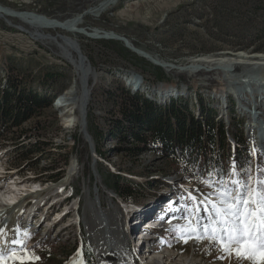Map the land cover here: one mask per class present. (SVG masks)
Returning a JSON list of instances; mask_svg holds the SVG:
<instances>
[{
    "label": "rangeland",
    "instance_id": "1",
    "mask_svg": "<svg viewBox=\"0 0 264 264\" xmlns=\"http://www.w3.org/2000/svg\"><path fill=\"white\" fill-rule=\"evenodd\" d=\"M57 1L59 4L50 6V13H38L28 8L17 9V7L33 6L36 0H0V5L16 11L33 12L49 19L65 22L71 17L90 12L91 8L100 0ZM121 6L122 8H120ZM7 21V19L0 17V24L3 25L0 26V77L5 76L2 67L4 57L11 56L12 65L21 66L35 75L47 69L45 66L51 71L59 72L62 78L55 89H61L63 95L76 83V93L80 95V78L76 73L75 66L64 57L58 43L32 39L24 32L32 29V27L18 20ZM84 27L88 31L90 29H100L115 32L129 39L138 48L166 62L181 63L198 56H236L239 52L264 54V0H117L116 4L103 14L87 18ZM12 28L19 32L12 33L9 31ZM32 30L34 31V29ZM42 32L54 37L70 36L60 30H42ZM78 41L82 53L87 57L88 63L95 72V76L91 78L89 83L88 132L95 144V150L98 144L89 130H92L93 125L97 124L102 127L104 133H108L101 141L106 150V157L97 155V162L94 163L89 148L91 160L89 163L90 171H87L84 162L82 163L83 160L80 158L81 151L79 148L77 150L76 147L62 150L53 149L55 155L50 157L51 161L42 162L38 167L39 169L47 164L52 165L51 162L58 165L65 158V155L68 154L69 156L70 153L69 166L66 168L63 177L54 183L47 179L51 174L50 172L32 173L28 171L21 174L20 172L16 173L18 168L12 166V163L16 162L14 161L16 154L9 145L6 146V149H0V178L5 177L3 180L8 181L13 176H18L19 182L28 185L40 183L43 189H49L45 195H41L40 200L57 201V204L47 208L48 211L43 208L45 205L42 206L41 211L37 213V220L26 223L27 221L23 219L18 225L12 227L10 232L6 231L7 226L3 227L0 224V232L3 233L0 236V243L3 245L4 242H9L11 248H17L18 255L23 258H9L6 264H37L28 260L27 256L32 253L29 250L30 247L39 240L48 242L52 253L56 254L61 262L65 259L64 256H61L64 253L68 259L73 258L68 264H83L82 255H79V253H82V247L83 252L91 253L94 263L98 264L96 251L87 234L84 218L82 217L87 208V200H90V198L95 199L98 191L102 195L104 210H121V228L124 229L125 237H127L131 225H135L133 220L136 217L143 218L138 223L141 225L148 219L149 212L143 209L147 203L165 199L170 189L176 190L175 194L181 193L179 197L188 195L187 192L190 188L196 189L191 184L181 183L176 176H166L164 171L167 170V161L160 159L157 154L145 153L137 160H133L131 157L118 156L112 150L117 140H113L109 135L110 125L107 121L114 119L116 115L117 88L125 87V83L127 86L130 79L139 80L140 83L136 85L131 82V86L136 89H131L134 90V93L143 91L146 96L151 97L162 106L166 103L169 104L173 98L174 100H179L181 97L190 99L187 102L188 110L204 123L206 122V116L198 108L199 99L197 95H201L204 107L212 109L211 113L213 114L209 118L214 119L216 125L222 122L226 130L229 126H232V132L235 134L241 131L245 140L249 136L246 126L248 123L254 125L247 122L248 112H253L255 109V112L259 113L255 104L258 101L262 104L261 100H264V90H262L263 92L256 91L257 85L260 87L261 84V86L264 84V71L262 70H252L251 73L250 71L245 73L250 74L253 78L256 77L255 81L257 83H253V85L252 79L250 81L251 87L248 89L250 91L242 92L246 82L240 80V77L243 76L237 75V78H234L227 76V73L216 70L194 74L174 70L168 72L162 68L163 74H160L157 69L159 67L138 57L126 49L121 42L89 39L84 36L78 37ZM134 55L140 58L141 61L136 60ZM159 75H164L165 78L162 80ZM178 76L186 77L187 82L181 81L183 78L181 77V79ZM108 91H110V95L106 94ZM231 91L236 94L235 98L228 94ZM221 98L224 99L222 102H220ZM227 102L231 104L230 107H228ZM247 104L249 108H247ZM54 108L57 110L55 111L57 112L56 115L54 111H50L46 115L49 125L47 137L48 139L52 138L58 145H72V137L78 136L79 133L82 134L80 123L75 122L74 124L72 122L73 124H68L69 120L65 121V109ZM245 114V118L240 116H245ZM56 122L60 123L61 130L54 125ZM229 142L235 144L232 139ZM117 176L121 177L120 185L125 188L129 187L136 201L125 202L119 198L114 188ZM211 177H206V181L213 180ZM158 180L165 181L166 184ZM215 187H218V185H215ZM210 191L211 193L209 191H201V193L214 195V188H210ZM197 193L200 192L197 191ZM41 196L39 195V197ZM36 197H28L24 201L33 208ZM11 210L12 208H8L5 213H11ZM200 211L205 215L204 208L200 207ZM46 212L54 213L53 219H56L58 214L62 212L69 215L63 222L58 223V228L55 231L49 233L47 226L51 220H46L47 214L46 217L44 216ZM76 216L79 218L78 224ZM39 218H43V221L41 222ZM7 219L8 217L5 224H8ZM184 220L186 219L181 218L179 224L158 231L157 237L164 235L162 238L168 242L166 248H169L175 254L170 251L168 253L176 257V259L173 258L174 262L172 263V260L164 259L161 252L158 257L162 256L161 259H164L162 260L163 264H169L170 262L175 264L176 260L181 264L187 258L198 264H235L234 257L231 260L219 259L221 253L213 250L207 242L197 244L194 241H189L185 244L181 236L186 237L187 233L182 232L181 229L186 228L188 223L185 224ZM70 224L73 225L72 228L63 232L64 226ZM22 225L25 232L28 233L27 238L22 235L23 233L21 234ZM13 240L30 241V245L27 247L28 252H20L19 246L11 243ZM133 243H136V241ZM150 244L143 245L140 251L136 252L139 264H150L147 260V255L149 256L147 251ZM130 250L132 251L131 248ZM76 251L78 252L77 255H75ZM245 264H254V262L245 261ZM255 264H259V261H256Z\"/></svg>",
    "mask_w": 264,
    "mask_h": 264
},
{
    "label": "trees",
    "instance_id": "2",
    "mask_svg": "<svg viewBox=\"0 0 264 264\" xmlns=\"http://www.w3.org/2000/svg\"><path fill=\"white\" fill-rule=\"evenodd\" d=\"M34 4L17 9L28 8L38 13H50V6H55L59 2L36 0ZM9 31L19 32L13 28ZM135 58L141 61L140 58L136 56ZM12 61L11 56L4 57L2 67L5 76L0 77V149H6L8 145L12 148L11 150L16 154L14 159L16 162L12 163V166L17 167V172L20 174L28 171L50 172L47 179L56 183L69 166L70 153L69 156L65 155L58 165L51 162L52 165L47 164L42 169L38 167L46 160L51 161L50 157L55 155L53 149L76 147V150L79 148L81 151L80 158L86 170L90 171L89 146L81 133L78 136H71L72 145H58L52 138L47 137L49 125L46 115L50 111L57 114L53 104L63 91L55 89V86L60 82L62 75L57 71L49 70L46 66L47 69L35 75L21 66L12 65ZM157 69L163 74L160 67ZM159 77L162 80L165 78L164 75ZM178 77L183 78L181 81L187 82L186 77ZM106 94L111 93L108 91ZM117 94L116 115L114 119L107 121L110 125L109 135L113 140H117L112 149L116 155L137 160L145 153L157 154L160 159L167 161V170L164 171L166 176H176L181 183H193L200 190L210 193V187L204 181L211 169L216 166L217 173L222 177L228 176L231 172L229 164L231 146L226 139L225 129L222 125L216 126L214 119L209 118L213 113L204 107L201 95L198 94L197 98L201 113L207 117L204 124L188 110L187 102L190 99L185 97L179 100L172 99L169 104L162 106L153 99L145 97L142 92L132 93L124 86L117 88ZM59 124L54 123L61 130ZM89 131L98 144L97 155L106 157V150L101 141L108 133H104L102 127L97 124ZM234 137L237 142L235 151L238 156V170L243 173L247 168L252 169L253 159L242 135L234 133ZM115 181V191L122 201H136L129 187L120 185V176H117ZM158 181L166 184L165 181ZM29 250L40 257L38 261H33L37 264H68L73 260L72 257L68 259L67 255L62 253L61 256L65 259L61 262L58 256L52 253L49 243L43 240L34 242ZM81 252L79 255H82L83 264H95L91 253L83 252L82 247ZM77 253L76 251L75 255Z\"/></svg>",
    "mask_w": 264,
    "mask_h": 264
},
{
    "label": "bare ground",
    "instance_id": "3",
    "mask_svg": "<svg viewBox=\"0 0 264 264\" xmlns=\"http://www.w3.org/2000/svg\"><path fill=\"white\" fill-rule=\"evenodd\" d=\"M116 2L117 0H100L93 8H91L90 12L88 11V13L86 12V14H79L77 16L71 17L67 19L65 22H61L56 19H49L45 17H37L34 15H29V14L19 15L17 14V12L19 11H16V10L11 11L13 9H10V8L9 10L8 9L5 10L6 13H4L3 11H0V16L3 17L4 19H7L8 21L18 20L22 22L23 24H26L32 27L34 31L32 29H29L28 31L23 30L28 36H31L36 39L39 38L38 40H45L51 43H54V42L58 43V47L63 53L64 57L69 62H71L73 66H75L76 73L80 78L81 93L80 95H77L76 93L77 84L75 83V86L73 85L71 88H69L68 91H66L60 97V100L63 103L64 109H65L64 111H66L65 121L67 122V120H69V122H67L68 124L72 122L74 124L75 122L81 123V119L83 116L86 117V121H87L89 96H90L89 83H90L91 78L95 76L94 70L92 69L90 63H88L86 59L87 57H84L85 55L82 53L80 49L78 37L80 38V36L82 37L84 36L86 38L93 39L92 37H89L88 34H90L91 36L115 35V36L122 37L121 35H118L115 32H107V31H103L100 29H92V30L90 29L88 31L84 27L85 20L87 18H91L97 15L103 14L109 8H111V6H114ZM58 22H61V25L58 24ZM80 29H82L84 33L79 32L78 30ZM42 30H60V31H63L65 34H69L70 36L62 35L59 37H54L52 35L45 34L44 32H42ZM129 42L130 44H132L131 41ZM134 46L137 47L136 45ZM77 52L78 53L80 52V54H82L83 59L79 57V54ZM149 54L152 55L151 53ZM215 56H198V57L189 58L187 60H191V61L187 62L185 66H190V67L187 68L185 71H179V69L176 70V69H171V68L169 69L167 68V71L170 72L174 70L177 72H186L189 74H194V73H199V72H211V71L216 70V71L227 73V76H231L234 78L235 77L237 78V75L243 76V77H240V80L246 81L244 83V91L246 92L249 91L248 89L251 87L250 81L253 79L252 84L257 83V81H255L256 79L253 78L250 74H245V73L247 71H250V73L252 70L255 71L256 69L254 67H258V70L264 71V54L260 55V54H248L247 52H239L236 54V57L233 55H223L221 57H215ZM158 60L160 61V59ZM164 63H169L171 65H177V63L166 62V61H164ZM229 67L234 68V71L233 72H231L230 70L226 71V69H228ZM209 69L211 70L209 71ZM131 80L132 79H130L129 83H127V87L129 88L131 87L130 90L134 89L131 86V82L132 84H136V85L140 84L139 80H136V79L132 81ZM261 85L260 87H258L257 85L256 91L264 90V88L262 89L264 84L263 86ZM134 90H131V92H134ZM253 91L254 89L252 90V92ZM177 99H179V97H177ZM258 105L259 104H257V106ZM53 106L55 107L58 105H53ZM253 124L254 125L252 126L251 129L248 125L246 126L247 131L249 134L251 133L250 136L255 137L256 140H258V143H260L264 140V122L262 121V119L258 118ZM227 136H228V140L232 139L231 136H229V134ZM260 145H261V148L264 150V142L260 143ZM253 150L255 151L254 152L255 156L257 157L256 148L253 147ZM259 153L264 155V151L262 153L259 150L258 154ZM235 163L236 162L234 160V155H232L231 164L233 165ZM208 177L209 178L211 177L213 180H223V179L218 178L216 174H214V172L210 174ZM13 178H11L10 180H12ZM37 186H38L37 183L28 185V184H25L24 182H19L17 180H14L13 182L6 183L5 185L0 186V203L5 208H12L11 213L8 215V219H7L8 224L3 225V227L7 226L6 227L7 232H10L12 227L18 225V223L22 221L23 219L24 220L27 219L29 221L31 218L30 216L33 213L34 207L30 209L28 213L27 211H24L23 210L24 206H23V203H21L22 202L21 198L37 196L36 204L38 205L39 203L42 202V200H40L42 198L41 195H45L46 194L45 192L48 189H43V188L38 189L36 188ZM40 191H42V193ZM39 195L41 197H39ZM201 202H203L202 204L207 203V198L198 196L196 203H198V205L200 206ZM86 206H87L86 211H84L85 213L82 217L84 218V222L86 226L85 229H87V234L89 235L90 240L96 251L97 263L98 264H139V262L137 261V254L130 250L129 243L125 238L124 229L121 228V217H120L121 210L120 211L118 210L114 211L115 209L114 210L111 209V211L104 210L103 202H102V195L100 194V191L96 192L95 199L92 200L90 198V200H87ZM45 207L46 205L43 208ZM202 208H204V205ZM206 214L207 213L203 215L202 211L199 212V215H201V217L206 218ZM48 215L49 214H47V217ZM150 220L151 219H149V221ZM175 220H176V217L174 216L170 219V223H172ZM55 222L59 223L60 221H55ZM154 223L155 222L152 220L148 224L149 226H152ZM172 225L173 224H167L165 222L163 224H160L158 228L166 229ZM72 226L73 225L71 224L67 225L66 227L64 226L63 232L71 229ZM149 243L150 242H147L146 244H149ZM143 245H145V243H143ZM5 246H6V250L12 247L9 242H4L3 248ZM168 251H170L169 248L165 250V253H163L162 256H164V259L168 261L172 260L171 262L173 263L174 262L173 258L176 259V257L172 256L170 253H168ZM147 253L149 254V256L147 254L145 255H147L148 258L153 256V260H161L162 256L158 257V254H161V251L158 248L148 246ZM171 262L170 263L168 262V263L172 264ZM193 262H194L193 260L191 261L190 259L187 258L185 262H182L181 264H198V263H195V262L193 263ZM155 264H159V262ZM175 264H180V263H178L176 260Z\"/></svg>",
    "mask_w": 264,
    "mask_h": 264
},
{
    "label": "snow or ice",
    "instance_id": "4",
    "mask_svg": "<svg viewBox=\"0 0 264 264\" xmlns=\"http://www.w3.org/2000/svg\"><path fill=\"white\" fill-rule=\"evenodd\" d=\"M251 173V168L241 173L233 164L228 179L204 181L208 187L214 188L215 198H208L204 204L206 218L196 219L194 215L195 223L189 221L188 226L181 229L187 233L186 237L181 236L185 244L189 241L197 244L207 242L213 250L221 253L219 259L231 260L234 257L235 264H245V261L264 264V167L259 169L255 186ZM189 198L196 200L193 196ZM199 211L198 205L196 214ZM205 219L207 222L203 223ZM22 235L28 237V233ZM11 243L18 245L20 252H28L25 241L13 240ZM9 258L23 259L17 248H0V264H6ZM27 259L38 261L40 257L29 253Z\"/></svg>",
    "mask_w": 264,
    "mask_h": 264
},
{
    "label": "water",
    "instance_id": "5",
    "mask_svg": "<svg viewBox=\"0 0 264 264\" xmlns=\"http://www.w3.org/2000/svg\"><path fill=\"white\" fill-rule=\"evenodd\" d=\"M6 9L9 10L8 7H3L2 5H0V11H3L4 13H6ZM11 11H14V10H11ZM17 14L19 15H22V14H29V15H34V16H37V17H45V16H42V15H39V14H36V13H33V12H26V11H19L17 12ZM1 17V16H0ZM46 18V17H45ZM8 22V21H7ZM10 23V22H9ZM58 24L61 25V22H58ZM12 26V25H11ZM14 28H16L15 26H12ZM79 32L81 33H84V31L82 29L78 30ZM89 37H92L93 39H105V40H115V41H118V42H121L124 47L126 49H128L129 51H131L132 53H134L135 55H137L138 57H141L145 60H147L148 62H150L151 64H153L154 66H157V67H160L164 70H167V68H171V69H179V71H185L187 68H189L190 66H185L187 62L191 61V60H185L184 62H181V63H178V62H172V63H177V65H171L169 63H164L163 60L160 59V61L158 60L159 58L156 57V56H152L149 54V52L145 51V50H142L141 48H138V47H135L133 44H130V42L128 41V39L124 38V37H120V36H115V35H104V36H91L90 34H88ZM31 37V36H30ZM32 39H35L36 38H33L31 37ZM39 39V38H38ZM78 53V52H77ZM79 54V57L81 59H83V56L82 54H80V52L78 53ZM85 57V56H84ZM236 57V56H235ZM87 59V58H86ZM256 70H258V67H254ZM211 69H209L210 71ZM231 71L233 72L234 71V68H228L226 69V71ZM260 71V70H259ZM86 107V106H85ZM80 127H81V132L83 134V138L85 139V141L89 144V148H90V151H91V154H92V157H93V160H94V163L97 162V153H96V150H95V144L93 142V139L91 137V135L89 134L88 132V126H87V121H86V117L83 116L82 119H81V123H80Z\"/></svg>",
    "mask_w": 264,
    "mask_h": 264
}]
</instances>
